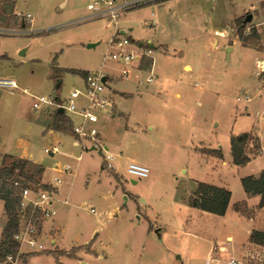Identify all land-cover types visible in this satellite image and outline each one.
<instances>
[{
	"label": "rangeland",
	"instance_id": "rangeland-1",
	"mask_svg": "<svg viewBox=\"0 0 264 264\" xmlns=\"http://www.w3.org/2000/svg\"><path fill=\"white\" fill-rule=\"evenodd\" d=\"M15 1L21 15L33 16L35 31L26 18L25 27L17 18L9 24L10 8L0 1V77H11L17 85L0 88V151L26 149L45 167L56 161L73 166L70 174H62L60 198L54 200L56 214L47 219H55L48 225L54 229L45 235V225L40 235L45 249L28 251L24 246L18 254L26 255L27 262L16 258V264H203L204 243L230 248L242 239L245 219L237 212L236 217L232 207L220 217L188 206L193 179L206 181L210 175L208 166H195L190 148L204 143L226 149L230 134L244 125L264 133V74L257 76L254 65L255 57L264 55V11L260 10L264 0H156L130 9V48L138 49L139 42L148 40L164 48L151 49V57L138 65L145 69L135 68L128 77L120 75L119 64L106 62L103 71L111 77L106 90L111 91L116 112L114 116L98 113L96 128L108 150L91 149L85 142L78 162L74 157L80 148L64 137L62 154L43 152L53 137L32 120L44 118L49 124L54 107L34 110L32 97L51 94L64 99L75 88L83 90L81 72L100 70L114 25L101 16L82 18L91 12L86 5L93 0H68L63 7L53 0ZM247 13L253 23H244ZM124 17L118 16V27L125 26ZM261 20L263 24L256 26ZM242 24L243 34L251 36L250 46L235 41ZM233 40L227 60L225 45ZM93 42L98 44L87 47ZM184 63L192 71L185 72ZM151 72L156 78L147 82ZM244 94L251 100H236ZM75 101L86 102L82 96ZM111 153L110 164L118 173L104 163V156ZM11 159L0 152V166ZM130 159L147 165L148 175L128 174ZM46 175L47 179L41 174L39 184L50 182V168ZM230 185L233 203L240 199L241 185L238 181ZM251 210L264 228V210ZM5 222L0 201V238ZM228 233L231 241L225 238ZM254 249L242 256V264H264V246Z\"/></svg>",
	"mask_w": 264,
	"mask_h": 264
},
{
	"label": "built area",
	"instance_id": "built-area-1",
	"mask_svg": "<svg viewBox=\"0 0 264 264\" xmlns=\"http://www.w3.org/2000/svg\"><path fill=\"white\" fill-rule=\"evenodd\" d=\"M146 2L147 0H132L115 5L114 0H96L94 3L89 4L87 7L92 12L88 17H105L109 20V23L114 25L115 30L106 42L100 70L87 73L84 78L83 90L75 88L66 98H59V101H56V96L51 94L48 96L32 97V108L34 110L46 108L43 106H53V110L56 112L58 107H62L63 112L67 111L80 117V121L72 124L71 129L75 134L76 143L82 148L86 147L85 142H90L91 147L94 146L96 149L100 148L104 150L105 148L100 140L96 123L99 122L98 113H111L114 106L112 98L106 93V83L110 77L104 74L103 71L106 62L112 61L119 64V73L125 77L130 73L132 62L139 61L143 57H150L151 50L149 48L143 50L130 48V38L127 35L120 34L116 27L117 17L120 12ZM16 15L26 19L31 17L29 13L25 14V16L20 13H16ZM255 68L258 69L255 74L263 77L264 62L256 61ZM103 77L105 80H103ZM155 78L156 76L151 72L147 81L150 82ZM16 86L13 79L0 77V88H16ZM81 96L85 98L86 102L85 104L77 105L75 100ZM236 100L250 101L251 97L246 94L243 96L238 95L236 96ZM59 151V145L56 143H50L43 148V152L47 155H55ZM112 158L113 156L106 154L104 161L107 167L114 170V166L110 164ZM71 169L72 166L70 164H65L59 169H55L56 174L52 176L45 188L41 186H23L19 180L13 182L15 186H20V215L18 230L14 234V239L19 244V250L23 249L24 246L27 247L28 251H41L45 249L44 244L40 240V235L42 234L41 225L56 214L54 200L57 198L58 187L63 181L62 174H70ZM114 171L118 173L117 170ZM126 172L141 178L148 175L149 168L142 163L129 161L126 165ZM63 202L66 203L67 200L64 199ZM6 261L13 264L16 258L8 256ZM228 262L229 264H242L240 260L233 257L229 258Z\"/></svg>",
	"mask_w": 264,
	"mask_h": 264
},
{
	"label": "crops",
	"instance_id": "crops-1",
	"mask_svg": "<svg viewBox=\"0 0 264 264\" xmlns=\"http://www.w3.org/2000/svg\"><path fill=\"white\" fill-rule=\"evenodd\" d=\"M53 1L56 2L57 4H60L61 7L65 6L66 3L68 2V0H53ZM95 1L96 0H93L92 2L91 1H88L87 5H86V8L88 9L87 6L89 4L94 3ZM125 1H132V0H114V2H115L114 4L115 5H118V4H121V3L125 2ZM151 1H156V0H147L146 3H149ZM146 3H144V4H146ZM2 5L3 6H8V8H10V12L13 13V14L19 13L18 10L16 9V6L17 5H16V1L15 0H5V2H2ZM104 6L105 7H108L106 5H104ZM139 6H141V5H139ZM135 7H138V6H134V7L128 8L126 10H123L118 15V16H120V15L125 16L124 17V20H123V23L125 24V26L118 27V21H117V24H116V27L118 28L119 33L120 34H123V33H121L120 30H126V34H124V35H127L130 38V40H133V38H132L133 34H131V32L133 30V26H132V22H131V20L133 19V16L131 14V10L130 9L135 8ZM260 10L264 11V7L261 8ZM91 12H89L86 16H84L82 18H85V17L90 16ZM240 15L241 14H239L237 17H239ZM30 16L31 17L29 19H26V20L30 22V24H31V30L34 32L35 30L32 29L33 28V20L34 19H33V16L31 14H30ZM102 18H105V17H102ZM252 23H253V21H252ZM260 23L263 24V21L261 20V22H255V25L256 26H259V25H261ZM262 30L264 32V29H262ZM114 32H115V30H113L112 34ZM218 33L220 35H225L226 34L225 31H218ZM111 35L109 36V38L111 37ZM261 35H264V33L261 34ZM235 39H236L235 41L237 43H239L240 45H242V43L238 39V36L237 35L235 36ZM147 42H149L148 45L147 46H144V44H147ZM141 43H142L141 46L138 45V49H140V50L148 49V48L150 50L151 49H162V48H164V46L161 43H159L158 45H155L150 40H148L146 42L141 41ZM215 43H216V40L213 38V43H212L213 47L216 46ZM233 43H234V40L232 41V43L230 45H227L226 44L225 45V49H226L227 46H230L231 47V51L230 52H232L234 50L233 49ZM246 48H248V47H246ZM256 52L259 53L260 55L263 54V52H261V51H256ZM229 55H230V53H229ZM144 59H145V57H143L139 61L132 62L131 63L130 73L127 76H125V77H128L131 74L132 70L135 69V68L136 69H145V68H139L138 67L139 63L142 60H144ZM227 60H229V58ZM258 60L264 62V55L262 57H255L254 65H255L256 61H258ZM186 67H189V70H185ZM182 68H183V70L185 72L192 71V66L189 63H184L182 65ZM150 75H151V73H150ZM110 78L111 77H109V79ZM10 79H12V78L10 77ZM195 85L198 87V83H195ZM106 93L111 97V91L110 90H106ZM174 95H175L176 98H179L180 97V92L176 91ZM115 112H116V107H115V102H114V106H113V109H112V112L111 113H107V112H101V113H107L110 116H114V113ZM68 117L71 120L72 124L78 123L80 121V117L77 116V115H75V114H72V116L69 115ZM32 121L39 122V123L42 124L41 126H42V129H43V133L45 135H48V136H52L53 137L52 140L49 143H56V144H58L59 145V149H60V146L62 144L61 143L62 140L60 138H63V137L66 140H69L70 141V145L71 146L80 148L79 154L74 157L76 159V162H78L80 160V156H81L82 150L84 148H82L79 144L76 143V141H75V134L72 132V129L71 128H70L71 131H68V132H65L64 130L61 131V130H55V129H52V128H48L47 127V124L48 123H46V119H44V118H36L35 120H32ZM262 121H264L263 118H262ZM54 133H59L61 136L58 137V136L54 135ZM238 133H250L253 136H256L258 138V140L260 142V146H261V152L258 155L254 156L250 161H248L243 166H236L235 164H233V162H232V156H231V153H230V137L232 135H236ZM44 134H43V136H45ZM100 140H102L101 137H100ZM217 145L218 144H216L215 146H212V145H207L206 146L204 143H200L199 145L197 144V145H192L191 146V148H190L191 151L194 150V154H192V155L194 156V162H196L195 163V166L197 168H202L203 165H205L203 168H205V167L208 166L209 167V174H210L209 175V179H207L206 181H203V180H199V179H195L194 178L193 179V189L192 190L195 189V187L197 185V182H201L202 181V182H205V183H209V184H213V185H216V186H220V187H224V188L229 189L231 191V198H232V190H231V185H230L231 183H235L236 181H238L239 184L241 185V183H240V178L241 177H244V176H247V175L257 176L262 170H264V133H262V131H260L259 129H257V128H255L253 126H250V128H249V127H246L244 125L241 129L234 130L230 134L229 141H228V144L226 146V149H221L220 147H217ZM105 149L108 150V147H106V145H105ZM214 150H220L221 157H219L214 152ZM226 151L229 153L228 154V157L225 156V152ZM0 152L1 153H7L8 155H12V156H17L18 158L29 159L34 164H37V165L42 166L43 169H44L43 174L45 176V179H47L46 178V176H47L46 175V168H48V169L50 168V170L53 172V175H54V174H56L55 169H59L60 167H62L65 164H70V163L62 164L59 161H56L51 166L45 167L42 163H39L38 161L34 160L33 159V154L31 152L26 151V149L25 150L17 149L15 151H12L13 153L12 152H7V151H5V149H1ZM60 153L62 154L63 152L60 150L56 154H60ZM70 155H72V154H70ZM112 155L114 157V154H112ZM72 156H74V155H72ZM129 161H135V160L130 159ZM70 165L72 166V164H70ZM72 168H73V166H72ZM240 189H241L240 197H239L240 199L238 201H236V202L244 201L246 203V205L248 206V208H250V209H256L257 206H258V203H259L260 196L259 195H250V194H247L243 190L242 185H241ZM56 197L58 199L60 198V192H59V190H58V194L56 195ZM231 198H230V202L228 204V207H227V210H226L225 214L227 213V211L229 210L230 207H232L234 209V204L236 202L231 203ZM0 201H2V200H0ZM192 208H194V207H192ZM195 209H197V208H195ZM118 210H119V207H116L115 208V212H117ZM197 210H199V209H197ZM263 210H264V208H261L259 210V213H261V211H263ZM90 211L94 212V209L91 207L90 208ZM224 215H217V216H220L221 217V216H224ZM234 215H236V217L239 216L238 214H236V212H235ZM255 216H256L255 214L253 215V217H250V218H246L244 216H239V217H241V219L242 218L245 219L244 231H241V233H243V237H242V239L238 240L233 245L231 244V247L230 248L227 245H225L224 243L223 244H220L219 247H217L216 245H214V246H212V245L207 246V245H209V243H206V244L204 243L203 246H205V248H207V251H206V257L203 260V264H211L212 262H213V264H229V262H228L229 258H228V260L225 258L226 257V254L230 258L231 257H233V258L238 257V260H242V256L243 255H245L247 252H250L251 250H255L254 248L256 246H258V244L249 242V240H248L249 239V235H250V233H251V231L253 229L262 230V227L261 226L263 225V222H261L260 218L258 219L257 216L256 217ZM54 222H55V219H51V220H48V221L46 220V221H44L42 223V225H41L42 235L44 234L45 225L47 227L46 228L45 235L49 233L48 232L49 230L54 229V227L53 228L48 227L49 223L50 224H54ZM244 233H245V235H244ZM225 238L228 241H231L233 239L232 235H230L229 233L226 234ZM52 241L55 242V239H53ZM224 255H225V257H224ZM25 261L27 262V259H25ZM17 262L18 261H15L13 264H16ZM80 263H82V261H80Z\"/></svg>",
	"mask_w": 264,
	"mask_h": 264
},
{
	"label": "trees",
	"instance_id": "trees-1",
	"mask_svg": "<svg viewBox=\"0 0 264 264\" xmlns=\"http://www.w3.org/2000/svg\"><path fill=\"white\" fill-rule=\"evenodd\" d=\"M5 2V0H0ZM264 6H262L263 8ZM5 9L8 6H4ZM17 18L20 26L25 27L24 17L17 16L10 13L9 24L11 19ZM17 20H14L15 23ZM237 35L242 45L250 46L249 39L251 36L244 35L243 24L239 25ZM256 36L255 30H253ZM148 44H144L147 46ZM256 45L254 44L253 47ZM56 69L53 67V73ZM58 71V70H57ZM71 71V70H70ZM75 71V70H72ZM88 72H81L83 78ZM58 84L56 85V88ZM48 128L55 130H65L72 126V122L68 116L63 113L54 112L53 120L47 124ZM214 152L221 157L220 150ZM261 152V146L258 138L250 133H238L230 137V153L232 162L236 166H243L250 161L254 156ZM10 162L0 166V200L3 202V208L6 214V222L1 231L0 238V262L6 261L8 256L17 258L20 261H25L26 255L18 254L19 244L14 239V234L18 230L19 215H20V186H15L14 181L19 180L23 186H41L46 187L45 184H39V177L43 173L42 166L34 164L29 159L13 158ZM35 167V171L33 169ZM240 183L243 190L250 195H259L258 208H264V170L257 176L247 175L240 178ZM188 199V206L197 208L201 211L208 212L214 215H224L231 198V191L227 188L216 186L205 182H197L195 189L191 192ZM234 211L245 217H252V210L248 208L244 201L236 202L234 204ZM249 242L264 246V228L262 230L253 229L249 235ZM16 259V260H17ZM264 263V262H263Z\"/></svg>",
	"mask_w": 264,
	"mask_h": 264
},
{
	"label": "water",
	"instance_id": "water-1",
	"mask_svg": "<svg viewBox=\"0 0 264 264\" xmlns=\"http://www.w3.org/2000/svg\"><path fill=\"white\" fill-rule=\"evenodd\" d=\"M252 20V14L251 13H247L246 15H245V17H244V23H246V22H250ZM121 31V33H123V34H126V30H120ZM149 42H147V44H148ZM98 44V42H93V43H89V44H87V47H94V46H96ZM139 46H141L142 45V43L141 42H139V44H138ZM152 46V45H151ZM225 51H226V57H227V59L229 58V53H230V51H231V47L230 46H227L226 47V49H225ZM20 54H22V52H20ZM103 80H105V78L103 77ZM55 100L56 101H59V97H55ZM56 112H58V113H63V109H62V107H58L57 108V110H56ZM91 149H94V146H92L91 147ZM124 197H126V196H124Z\"/></svg>",
	"mask_w": 264,
	"mask_h": 264
}]
</instances>
